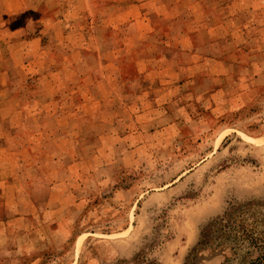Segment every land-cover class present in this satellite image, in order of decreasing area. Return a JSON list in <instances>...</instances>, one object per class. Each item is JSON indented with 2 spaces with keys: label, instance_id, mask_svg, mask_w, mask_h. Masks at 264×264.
<instances>
[{
  "label": "rangeland",
  "instance_id": "obj_1",
  "mask_svg": "<svg viewBox=\"0 0 264 264\" xmlns=\"http://www.w3.org/2000/svg\"><path fill=\"white\" fill-rule=\"evenodd\" d=\"M253 200L264 0H0V264H241L204 229Z\"/></svg>",
  "mask_w": 264,
  "mask_h": 264
},
{
  "label": "trees",
  "instance_id": "obj_2",
  "mask_svg": "<svg viewBox=\"0 0 264 264\" xmlns=\"http://www.w3.org/2000/svg\"><path fill=\"white\" fill-rule=\"evenodd\" d=\"M205 237L212 241L208 247L212 252H224L229 249L228 257L234 260L236 255L245 251L241 264L264 263V200L248 201L238 205L222 216H219L204 229ZM256 253V257L246 261V257ZM227 260V261H229ZM161 264L157 259H151L143 251L135 254L131 260L123 259L119 264ZM225 264H230L226 262Z\"/></svg>",
  "mask_w": 264,
  "mask_h": 264
},
{
  "label": "crops",
  "instance_id": "obj_3",
  "mask_svg": "<svg viewBox=\"0 0 264 264\" xmlns=\"http://www.w3.org/2000/svg\"><path fill=\"white\" fill-rule=\"evenodd\" d=\"M218 11H220V13H222V12L224 13V11H227L229 16L223 18L222 15H220L219 13H216ZM212 13H211V16L209 18H207V20H206V23L209 24L211 27H215L216 24L220 23V22H221V24L225 23L226 25L231 26L237 20H239V11L237 9H235V7L229 3H227L225 5H221L219 8L213 7Z\"/></svg>",
  "mask_w": 264,
  "mask_h": 264
}]
</instances>
